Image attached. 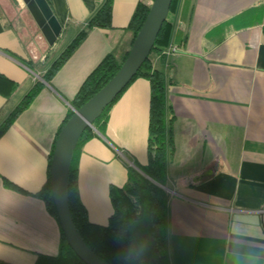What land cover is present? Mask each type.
<instances>
[{"label":"crops","instance_id":"1","mask_svg":"<svg viewBox=\"0 0 264 264\" xmlns=\"http://www.w3.org/2000/svg\"><path fill=\"white\" fill-rule=\"evenodd\" d=\"M49 1L63 30L40 66L13 21L12 0H0V72L16 84L0 93V125L43 84L0 136V260L10 264H35L39 254L60 251V222L38 194L50 153L88 74L106 55L121 60L130 50L140 2L113 0L112 26L90 28L46 80L105 2ZM169 17L171 41L150 57L166 77L173 117L165 185L170 264H264V0H180ZM150 97L146 77L132 80L108 110L106 136L87 139L77 153L79 195L93 222H108L110 185L126 182L129 156L148 162Z\"/></svg>","mask_w":264,"mask_h":264},{"label":"trees","instance_id":"2","mask_svg":"<svg viewBox=\"0 0 264 264\" xmlns=\"http://www.w3.org/2000/svg\"><path fill=\"white\" fill-rule=\"evenodd\" d=\"M179 2L180 0L172 1L170 12L159 32L153 50H161L170 43L173 35V23L169 15L177 11ZM112 3L113 0H105L103 5L90 17L87 27L76 35L44 73L46 80H49L71 56L78 45L84 40L90 28L112 26ZM151 4L140 0L133 13L130 21V28L134 32L132 43L150 10ZM128 54L129 51L123 59L119 60L110 53L88 74L75 97L71 100L72 108L67 112L57 136L64 124L74 113V109L81 107L114 76ZM138 76L146 77L151 85L148 162L143 164L129 156L133 164H128V178L126 182L124 184L113 183L110 185L109 193L113 210L108 222L100 224L91 221L88 217V210L80 199L78 166L75 159L78 151L87 139L99 135L106 136L108 110L113 104L112 102L95 120L94 126L86 128L77 143L69 175L70 207L74 222L86 243L108 263L170 264L167 253L168 193L165 185L168 177V158L169 155L173 154L174 142L172 137L173 117H167L168 107L165 96L167 80L164 72L152 65L150 56L132 80ZM42 85V82L38 81L9 114L0 125V136L14 122L17 115L29 106ZM15 87V82L0 72V93L9 95ZM54 145L50 153V162ZM5 182L8 185H14L7 179H5ZM38 194L45 200L49 211L58 219L50 187V165L48 180ZM145 244L147 245L146 251L142 252ZM0 264L10 263L0 260ZM35 264L87 263L67 243L62 231L59 253L56 255L39 254Z\"/></svg>","mask_w":264,"mask_h":264},{"label":"water","instance_id":"3","mask_svg":"<svg viewBox=\"0 0 264 264\" xmlns=\"http://www.w3.org/2000/svg\"><path fill=\"white\" fill-rule=\"evenodd\" d=\"M40 27L49 45L60 37L63 24L49 0H23ZM173 0H153L150 10L139 29L129 54L114 76L72 116L60 130L50 162V187L57 216L67 243L87 264H110L101 258L80 234L70 207L69 175L77 143L89 126L103 113L123 89L137 75L150 56L159 32L170 12Z\"/></svg>","mask_w":264,"mask_h":264},{"label":"rangeland","instance_id":"4","mask_svg":"<svg viewBox=\"0 0 264 264\" xmlns=\"http://www.w3.org/2000/svg\"><path fill=\"white\" fill-rule=\"evenodd\" d=\"M14 6L13 18L18 25L25 44L29 49V56L40 66L51 56L52 50L45 39L40 27L36 23L23 0H12ZM54 62V61H53Z\"/></svg>","mask_w":264,"mask_h":264},{"label":"clouds","instance_id":"5","mask_svg":"<svg viewBox=\"0 0 264 264\" xmlns=\"http://www.w3.org/2000/svg\"><path fill=\"white\" fill-rule=\"evenodd\" d=\"M146 248H147V245L145 244V245L143 246V248H142V252H143V251H146Z\"/></svg>","mask_w":264,"mask_h":264},{"label":"built area","instance_id":"6","mask_svg":"<svg viewBox=\"0 0 264 264\" xmlns=\"http://www.w3.org/2000/svg\"><path fill=\"white\" fill-rule=\"evenodd\" d=\"M177 50V47H175V48H173V51L175 52ZM263 211H264V209H263Z\"/></svg>","mask_w":264,"mask_h":264}]
</instances>
